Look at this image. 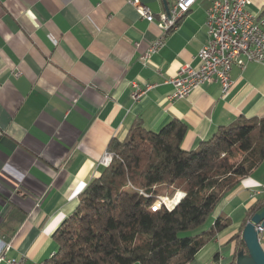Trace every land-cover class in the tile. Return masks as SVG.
<instances>
[{"label": "crops", "instance_id": "obj_1", "mask_svg": "<svg viewBox=\"0 0 264 264\" xmlns=\"http://www.w3.org/2000/svg\"><path fill=\"white\" fill-rule=\"evenodd\" d=\"M130 1L0 0V239L10 244L7 257L29 264L51 258L54 233L106 167L110 142L124 140L137 120L154 131L183 121L182 147L195 150L238 119L264 117V61L234 65L227 93L212 82L169 98V80L197 64L208 41L212 0H198L149 55L164 33L157 21L165 1L169 8L173 1L140 0L154 22ZM263 7L252 0L249 8L260 16ZM263 189L264 161L221 201L213 221L227 215L232 224L191 264H211L218 252L221 264L236 258L234 237ZM261 241L264 247V233Z\"/></svg>", "mask_w": 264, "mask_h": 264}, {"label": "trees", "instance_id": "obj_2", "mask_svg": "<svg viewBox=\"0 0 264 264\" xmlns=\"http://www.w3.org/2000/svg\"><path fill=\"white\" fill-rule=\"evenodd\" d=\"M187 130L179 119L158 131L139 119L124 140L113 139L110 164L80 194L54 233L57 251L44 263L191 264L232 224L227 215L213 221L221 201L264 161V117L238 119L195 150L182 147ZM160 185L169 190L163 196L185 193L172 210L152 209ZM262 206L264 199L248 210L243 226ZM241 235L234 237L236 254L246 248ZM219 257L211 264H221Z\"/></svg>", "mask_w": 264, "mask_h": 264}, {"label": "built area", "instance_id": "obj_3", "mask_svg": "<svg viewBox=\"0 0 264 264\" xmlns=\"http://www.w3.org/2000/svg\"><path fill=\"white\" fill-rule=\"evenodd\" d=\"M169 13H162L157 24L164 33L150 46L147 55L157 51L165 41L167 33L176 27L179 19L185 15L198 0H172ZM141 16L150 22L155 16L150 7L140 0H131ZM252 0H212L207 9L208 41L199 50L198 63L183 65L176 76L169 81L174 84V90L169 95L171 100L187 97L195 88L218 82L223 93H227L234 83L232 70L234 65L241 68L250 62L264 61V18L250 10ZM135 86H137L135 84ZM137 88L134 99L141 95ZM113 153L108 151L102 158L106 166L110 164ZM143 192V191H142ZM264 192V189H263ZM185 193L178 191L174 196H158L152 206L157 210L162 206L172 210L177 206ZM260 235L264 233L261 224L256 225ZM10 244L0 239V264H29L24 257H7ZM33 264H45L37 262Z\"/></svg>", "mask_w": 264, "mask_h": 264}, {"label": "water", "instance_id": "obj_4", "mask_svg": "<svg viewBox=\"0 0 264 264\" xmlns=\"http://www.w3.org/2000/svg\"><path fill=\"white\" fill-rule=\"evenodd\" d=\"M165 2L169 13L168 2ZM258 224L264 227V206L251 216L242 229V238L246 248L238 251L236 264H264V247L260 232L256 228Z\"/></svg>", "mask_w": 264, "mask_h": 264}, {"label": "rangeland", "instance_id": "obj_5", "mask_svg": "<svg viewBox=\"0 0 264 264\" xmlns=\"http://www.w3.org/2000/svg\"><path fill=\"white\" fill-rule=\"evenodd\" d=\"M158 192L159 194H169V190L165 187V185H160L159 188H158ZM170 195V194H169ZM242 236V235H241ZM212 262V261H211Z\"/></svg>", "mask_w": 264, "mask_h": 264}]
</instances>
